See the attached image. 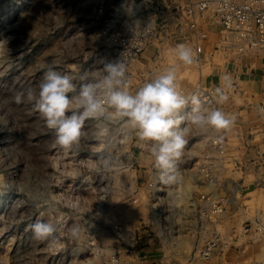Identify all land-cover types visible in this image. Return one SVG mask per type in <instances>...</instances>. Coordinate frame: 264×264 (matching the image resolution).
<instances>
[{
    "label": "rangeland",
    "instance_id": "rangeland-1",
    "mask_svg": "<svg viewBox=\"0 0 264 264\" xmlns=\"http://www.w3.org/2000/svg\"><path fill=\"white\" fill-rule=\"evenodd\" d=\"M143 1L0 0V264H109L119 255L121 264H171L164 258L167 234L159 231L171 225V191L187 208L177 218L192 215V227L204 222L200 212L212 210L201 195L224 197L218 223L209 220L223 227V247L212 261L198 256L184 264H264V49L247 56L214 52L202 65L178 68L183 94L202 84L214 98L202 99L205 105L235 117L229 131L207 138L193 127L178 163L179 185L158 180L149 149L134 135L101 146L95 122L86 121L79 145L65 151L31 105L14 101L18 91L39 84L53 60L79 83L101 61L123 55L133 91L177 64L174 49L183 40L171 25L170 1ZM151 22L154 34L129 52L135 33L143 36ZM223 74L232 87L220 103ZM221 134L223 154L216 148ZM102 153H110L111 171L101 169ZM37 220L56 226L59 246L33 239ZM180 238L177 250L190 255L199 234L184 231Z\"/></svg>",
    "mask_w": 264,
    "mask_h": 264
},
{
    "label": "clouds",
    "instance_id": "clouds-1",
    "mask_svg": "<svg viewBox=\"0 0 264 264\" xmlns=\"http://www.w3.org/2000/svg\"><path fill=\"white\" fill-rule=\"evenodd\" d=\"M174 55L177 64L155 74L134 91L123 55L101 61V67L80 75L79 83L70 74L57 71L53 60L39 84L18 91L14 101L31 105L44 127L54 133L55 145L65 151L79 145L86 121L95 122V137L101 146L113 143L118 135L123 137L120 143L134 135L140 147L149 149L158 180L179 185L182 176L178 163L193 127L207 138L211 132L229 131L235 117L205 105L197 93L183 94L178 85V68L197 63L196 52L181 43L175 47ZM220 81L216 92L218 102L223 103L229 99L225 89H231L232 81L228 74L221 75ZM217 139L222 142L224 135ZM98 162L103 171L114 167L110 153H102ZM31 230L36 241L59 246L57 228L52 223L37 220ZM77 232L72 229L71 235Z\"/></svg>",
    "mask_w": 264,
    "mask_h": 264
},
{
    "label": "built area",
    "instance_id": "built-area-1",
    "mask_svg": "<svg viewBox=\"0 0 264 264\" xmlns=\"http://www.w3.org/2000/svg\"><path fill=\"white\" fill-rule=\"evenodd\" d=\"M147 0H144L145 2ZM171 7V25L182 37L183 43L189 45L196 52L197 63L202 65L206 56L224 52L227 55L247 56L255 51L264 49V0H169ZM147 29L142 34L135 33L133 47L129 52L140 51L143 43L149 36L154 34L155 27L147 23ZM199 94L203 100H214L213 93L204 89L203 85H198L189 94ZM216 148L220 154L227 151L225 139L218 142ZM176 193V192H175ZM177 194V193H176ZM170 197V196H169ZM180 195H174L171 191V225H164L159 231L166 233L164 244L166 249L165 261L171 264H184L189 261L193 263L199 256L202 260H213L214 255L223 247V235L220 230L209 224V220L218 223V216L223 213V206L220 200L224 197L219 195H201L203 202L210 206L211 219L207 212H200L204 222L192 227V215L188 218H177L178 212L186 213L187 208L182 205L179 208ZM178 199V201H177ZM177 205V207H175ZM183 207V208H182ZM158 210V208H157ZM155 210L154 212H157ZM158 212H162L158 210ZM213 216L216 220H213ZM248 227V226H247ZM195 231L199 234L195 249L189 253H179L177 250L181 240V232ZM213 231L209 236L208 232ZM164 246V247H165ZM127 254L133 253L125 248ZM140 253V252H139ZM168 253V254H167ZM183 254L185 257L182 258ZM181 258H175L178 256ZM188 258V260H187ZM141 259V258H140ZM123 259L121 255L114 256L109 264H121ZM128 263H132L127 258Z\"/></svg>",
    "mask_w": 264,
    "mask_h": 264
},
{
    "label": "bare ground",
    "instance_id": "bare-ground-1",
    "mask_svg": "<svg viewBox=\"0 0 264 264\" xmlns=\"http://www.w3.org/2000/svg\"><path fill=\"white\" fill-rule=\"evenodd\" d=\"M126 1H127V0H126ZM123 3H124V2H123ZM122 6H123V4H122ZM124 9H126V8L124 7ZM124 9H123V10H124ZM169 55H171V53H170ZM170 57H171V56H170ZM171 58H172V57H171ZM172 60H173V58H172ZM143 204H144V203H143ZM145 205H146V203H145ZM142 207H143V206H142ZM144 207H145V206H144ZM146 208H147V206H146ZM142 209H144V208H142ZM151 213H153V211H152ZM152 216H154V215H152ZM153 219H155V218L153 217ZM153 219H152V220H153ZM154 222H156V221H154ZM218 227H220V226L218 225ZM218 227H217V228H218ZM222 228H223V227H221L220 229H222ZM220 229H219V230H220ZM224 230H225V229H224ZM220 231H221V230H220Z\"/></svg>",
    "mask_w": 264,
    "mask_h": 264
}]
</instances>
